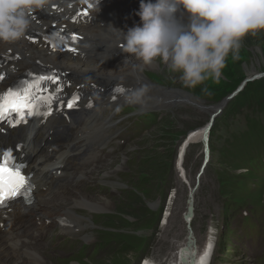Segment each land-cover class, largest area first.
Listing matches in <instances>:
<instances>
[{
  "label": "rangeland",
  "instance_id": "1",
  "mask_svg": "<svg viewBox=\"0 0 264 264\" xmlns=\"http://www.w3.org/2000/svg\"><path fill=\"white\" fill-rule=\"evenodd\" d=\"M154 63L163 66L159 60ZM252 68L255 74L249 76L247 71ZM261 74H264V31L243 39L238 59L229 56L219 83L206 82L212 94H204L205 99L187 93L178 74L168 71L161 75L144 68L142 75L146 82L166 92H178V97L166 98L164 107L158 105L157 111L163 117L159 116L157 124L130 123L133 113L141 109L131 112L127 119L129 127L115 130L107 149L98 151L95 169L78 190L81 194L87 192L93 199L103 198L109 204L99 210L74 206L80 211L77 215L82 229L60 230L62 236L55 233L50 239L48 259L43 255L47 264H71L83 244L85 253L81 260H76L78 264H138L148 257L155 264H170L191 234L195 242L192 248H197V253L205 244L213 246L210 264H264V166L258 177L239 170L233 172L236 177L232 179L223 173L218 176L219 168L215 163H209L203 171L199 168L205 162L201 128L220 100L219 94L215 96L213 91L231 93L242 81ZM242 129V120L238 118L219 134L225 143L229 134H239ZM191 132L196 134L187 148L184 170L181 167L178 170L175 163L172 170L167 167L163 176H153V172L157 173L155 164L166 161L156 159L151 152L166 153L171 159L178 151L179 142ZM143 148L146 152L141 154ZM136 156L139 158L132 166L130 160ZM143 178H146L145 185L139 183ZM225 184L232 185L225 191L227 197L222 198ZM193 188L190 196L194 210L188 225L183 215ZM226 201L243 207L226 208L223 206ZM98 214L102 215L101 219L95 216ZM58 237L69 239L60 243ZM100 242L113 244L118 252L108 254L106 251L92 256L89 250ZM58 257L65 259L58 263Z\"/></svg>",
  "mask_w": 264,
  "mask_h": 264
},
{
  "label": "clouds",
  "instance_id": "2",
  "mask_svg": "<svg viewBox=\"0 0 264 264\" xmlns=\"http://www.w3.org/2000/svg\"><path fill=\"white\" fill-rule=\"evenodd\" d=\"M99 3V0H97ZM51 0H0V43H15L31 27V16ZM139 23L119 31L123 52L142 65L159 60L185 88L211 95L227 60L238 59L243 39L264 31V0H140ZM150 89L132 88L129 104H143ZM144 264H155L151 257Z\"/></svg>",
  "mask_w": 264,
  "mask_h": 264
},
{
  "label": "bare ground",
  "instance_id": "3",
  "mask_svg": "<svg viewBox=\"0 0 264 264\" xmlns=\"http://www.w3.org/2000/svg\"><path fill=\"white\" fill-rule=\"evenodd\" d=\"M127 29L128 28H124V30ZM4 47H8V49L10 48L11 50H14L21 56L20 61H18L17 63H13L14 72L10 73L11 79L17 77L22 71L27 68H37L38 66L35 64L36 62L38 63V65H49L53 66L54 68L68 70L70 71L68 77H72L74 80H79V83L88 82L97 84L101 82L104 86H110L113 83H117L125 87L127 92L130 89L139 87L142 84L147 85L150 91L144 103L141 104L143 106L156 103L164 104V100H166V98L170 96L175 97L178 95V92H166L163 88L150 85L144 80V77L142 75V70L144 68L151 69L153 70V72H158L161 75H165L169 71L165 64H163V66H159L157 63L153 62L151 65L145 66L142 65L134 57L129 56L126 53L123 54L125 57L118 60L116 63L110 62L108 65H105L104 63H102L103 58H101L100 62L97 63L94 61L91 65L83 68L81 65L68 62V58H66L65 56L50 54L44 48L32 47L25 41L20 40L11 44L0 43V49H3ZM96 51V49L85 50V52L87 53H95ZM123 59H126L127 61H124ZM116 68H120L121 72L116 74ZM91 70H93L94 74L90 72ZM247 72L249 76L255 74L253 68ZM88 73H90L91 76L88 79H85L84 76ZM99 76L104 78V81H101ZM124 76H128L129 78L127 79ZM74 85H77V83H74ZM109 88L110 87L105 89L99 97L94 89L91 88L89 91H91L92 94L95 95V98L98 97L97 99H101L104 105L112 106L117 102V99L113 102L110 101L111 97L108 94ZM125 95H123V97H125ZM96 100L94 102L93 109H82L81 111L76 113L77 117H93L98 108ZM119 100L121 99L118 98V101ZM71 120L73 121V119ZM65 125L66 123L64 122V120L58 116L51 120H47L44 123L33 124L14 136L16 138H19L20 140H30V143L25 147L37 146L35 141H40L39 139L36 140L37 137H39L41 134H44L47 130H61ZM79 133L80 136L78 138L81 141H85V139H88L90 137L88 130H86L85 128L81 129ZM195 134V132H192L190 135L195 136ZM200 134L202 137L205 135V128H201ZM32 172L34 183L36 185V191L33 196V202L30 205L26 206L27 210L24 209L25 206L15 203L11 206L10 212H4V216H2L3 214L0 211V223L3 224V226L6 228L4 231L0 230V264H13V260H19L22 256L25 257L26 262H31L34 264H44V259L42 256L43 253L41 252L42 246L37 242L39 239V237L37 236L38 233L35 229V225L37 222L45 223V221H49L58 224V222L61 221L66 224L65 227H61L66 231L72 229H81L82 225L79 218L76 217L72 212V208H74V206L82 207L87 210H99L103 209L104 207H106V205L108 206L109 204V202L103 198L93 199L94 197L81 194L78 191H74L73 189H70L71 195L69 197H65V194L48 196L43 193L42 189L45 188L49 182L62 185L67 184L72 178V175L67 172H62L58 177L54 175L49 177L48 180H43L42 176H40L37 171ZM51 197L53 198L51 199ZM61 218L63 220H61ZM9 222L12 223V226L23 224L24 231L15 232V228H12V226L10 228H7L10 224ZM40 231H42V228ZM23 233H35L36 237H34L31 241H27L23 239ZM87 241L90 240L88 239ZM191 244L192 243H190V241L186 240L184 244L178 248L176 259L170 264H210V257H207V255H205L206 253H208V251L206 250L207 244L202 247L201 254L197 253V248L193 250ZM144 261L145 260L142 261V264H144Z\"/></svg>",
  "mask_w": 264,
  "mask_h": 264
},
{
  "label": "trees",
  "instance_id": "4",
  "mask_svg": "<svg viewBox=\"0 0 264 264\" xmlns=\"http://www.w3.org/2000/svg\"><path fill=\"white\" fill-rule=\"evenodd\" d=\"M199 88L200 90L196 88L186 89V91L191 94L195 93V97L199 99H205L206 95L201 91V87ZM192 90H195V92ZM213 92L216 94L215 96L219 94L220 100L230 94L223 93L225 91ZM237 118L242 119L244 128L239 134H231L224 143L219 134L220 130L222 128L227 129L230 123ZM262 142H264V77L247 82L242 90L228 101L220 116L215 119L209 131L208 139L210 162L215 159L223 175L232 179L236 177L233 172L238 170L241 161L249 157L255 148L258 149ZM157 154L158 159H163L166 162L154 163L157 173L153 172L152 175L163 176L167 167H173L174 160L169 159L166 153L159 152ZM146 176L145 174L144 177ZM141 181H146V178ZM232 184L223 186L224 193Z\"/></svg>",
  "mask_w": 264,
  "mask_h": 264
},
{
  "label": "snow or ice",
  "instance_id": "5",
  "mask_svg": "<svg viewBox=\"0 0 264 264\" xmlns=\"http://www.w3.org/2000/svg\"><path fill=\"white\" fill-rule=\"evenodd\" d=\"M83 14L88 15L86 12ZM72 39L75 41L76 37L73 36ZM68 50L75 51L71 48ZM3 78L0 76V80ZM47 80L56 83L58 77L54 75L34 76L30 80L22 81L15 88L0 92V122L7 121L10 126L15 127L19 123H26L27 117L51 115L52 96L38 95L41 92V84ZM122 91V88L117 89V92ZM78 100L79 96L74 95L66 106L73 108ZM42 109L47 110L42 111ZM13 114H15L14 118ZM21 168L22 165L8 166L6 160L0 161V207H4L7 201L21 195L26 200L30 199L31 178L22 174Z\"/></svg>",
  "mask_w": 264,
  "mask_h": 264
},
{
  "label": "water",
  "instance_id": "6",
  "mask_svg": "<svg viewBox=\"0 0 264 264\" xmlns=\"http://www.w3.org/2000/svg\"><path fill=\"white\" fill-rule=\"evenodd\" d=\"M247 81H248V80H244V81L242 82L241 87L244 86V84H245ZM230 97H232V95H231ZM230 97L224 99V101L222 102V104H221L220 107H222V105H223V104H224V103H225ZM217 113H218V111H217L215 114H213V115L211 116V122L213 121V118L216 116ZM211 122L209 123V125L211 124ZM208 128H209V126L206 127V132H207V129H208ZM191 212H192V207H191V206H188V208H187V213H188V214L185 215L184 218H186L188 215H191Z\"/></svg>",
  "mask_w": 264,
  "mask_h": 264
}]
</instances>
